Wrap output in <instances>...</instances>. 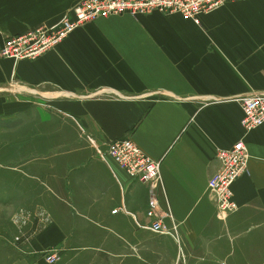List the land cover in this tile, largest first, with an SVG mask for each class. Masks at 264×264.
I'll return each mask as SVG.
<instances>
[{"label":"crops","instance_id":"crops-1","mask_svg":"<svg viewBox=\"0 0 264 264\" xmlns=\"http://www.w3.org/2000/svg\"><path fill=\"white\" fill-rule=\"evenodd\" d=\"M79 1L0 0V49L7 36L58 24ZM252 93L264 94V0L228 2L199 24L157 11L101 17L37 59L0 57V110L43 101L41 112L61 116L47 127L62 129L51 132L53 152L15 168L52 219L12 264H264V125H241ZM119 138L161 161V207L181 248L151 230L148 185L98 151ZM239 140L248 170L232 185L238 209L220 219L208 180L217 149Z\"/></svg>","mask_w":264,"mask_h":264},{"label":"built area","instance_id":"built-area-1","mask_svg":"<svg viewBox=\"0 0 264 264\" xmlns=\"http://www.w3.org/2000/svg\"><path fill=\"white\" fill-rule=\"evenodd\" d=\"M236 0H80L61 21L53 26H37L25 33L5 37L0 49V57L10 59L13 64L40 57L54 49L78 27L101 17L129 14L135 17L149 15L153 12L162 14H179L185 20L200 23V17L209 14L228 2ZM242 128L249 133L264 125V94L252 93L242 100ZM110 156L133 180L148 185L151 194L147 215L151 219L153 232L172 237L181 242L178 227L167 226L166 219L171 213L161 207L160 196L164 193L161 161L148 156L133 140L119 138L109 141L105 149L98 148ZM218 161L216 172L211 175L207 185V196L213 202L216 215L225 219L238 209L233 198L232 185L248 170L249 151L243 140L237 141L227 149H217ZM24 241L28 240L25 235ZM59 257L49 254V262Z\"/></svg>","mask_w":264,"mask_h":264},{"label":"rangeland","instance_id":"rangeland-1","mask_svg":"<svg viewBox=\"0 0 264 264\" xmlns=\"http://www.w3.org/2000/svg\"><path fill=\"white\" fill-rule=\"evenodd\" d=\"M37 102L18 100L24 105L22 109L10 105L0 110V264H12L21 253L25 235L52 219L43 193L29 191L33 188L31 178L21 173V179L15 170L27 158L51 153L59 145L55 134L50 135L54 128H61L52 124L47 127L45 120L58 121L61 116L41 112L38 108L43 101Z\"/></svg>","mask_w":264,"mask_h":264}]
</instances>
